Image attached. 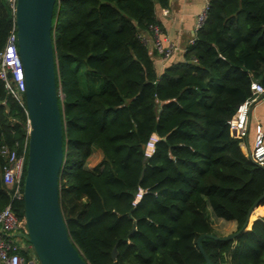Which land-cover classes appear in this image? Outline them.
Instances as JSON below:
<instances>
[{
  "label": "trees",
  "instance_id": "16d2710c",
  "mask_svg": "<svg viewBox=\"0 0 264 264\" xmlns=\"http://www.w3.org/2000/svg\"><path fill=\"white\" fill-rule=\"evenodd\" d=\"M169 3L55 4L60 205L68 233L88 264H207L197 240L215 235L208 209L235 222L237 232L259 201L235 239L201 245L211 264H264V168L228 124L252 97V82L264 86V0H210L184 61L161 72L143 38H152V25L162 29L157 7ZM14 27L10 3L0 0V53ZM27 138L25 95L16 99L0 79V212L10 207L21 220L24 200L4 183L2 149L21 153ZM94 147L102 159L87 169ZM27 161L28 150L23 187ZM33 254L21 251L27 264Z\"/></svg>",
  "mask_w": 264,
  "mask_h": 264
},
{
  "label": "water",
  "instance_id": "95a60500",
  "mask_svg": "<svg viewBox=\"0 0 264 264\" xmlns=\"http://www.w3.org/2000/svg\"><path fill=\"white\" fill-rule=\"evenodd\" d=\"M56 2L17 0L15 10L29 135L23 197L28 231L26 239L40 264H88L70 238L60 205L59 184L64 165V148L52 36ZM246 151L248 154V148ZM263 198L264 193L260 199ZM258 202L249 210L241 231L225 237L213 234L199 237L197 246L207 264L211 263L201 241L204 238L215 241L235 239L248 227ZM117 255L114 249L113 260H116Z\"/></svg>",
  "mask_w": 264,
  "mask_h": 264
},
{
  "label": "built area",
  "instance_id": "2783aa9c",
  "mask_svg": "<svg viewBox=\"0 0 264 264\" xmlns=\"http://www.w3.org/2000/svg\"><path fill=\"white\" fill-rule=\"evenodd\" d=\"M10 3L14 13L16 10L17 0H7ZM204 8L198 16L196 25V34L205 23L207 12L210 7V0H204ZM152 38H143V41L148 44L151 40L153 44L152 53L155 52L163 61H169L178 52L179 48L175 45L166 46L165 40L162 37V29L159 25L150 27ZM18 37L16 25L10 33L4 50L0 53V79L5 82L6 89L18 100L21 101L22 95L25 93L24 70L22 61L18 52L17 45ZM194 41L191 42L193 44ZM8 73L13 76V81L17 88L13 89L8 80ZM252 97L247 99L239 106L234 117L228 122L232 132L245 140L244 149L248 148L249 157L259 166L264 168V131L261 125H257V133L255 136L253 147L247 143V138L250 129L251 114L253 109L264 99V86L257 81L251 84ZM29 138V135H28ZM27 138V139H28ZM29 141V140H28ZM28 142L25 144L23 151L20 153L8 147H3L2 155L7 161V166L4 168L3 179L5 185L14 190V196L17 199H23L24 187L22 181L27 159ZM248 152V151H246ZM28 234L27 226L24 220L12 211L10 207L5 208L0 212V263L1 264H27L21 251L24 249H33L27 241ZM33 259L29 264H35L37 256L32 255ZM38 260V259H37Z\"/></svg>",
  "mask_w": 264,
  "mask_h": 264
},
{
  "label": "crops",
  "instance_id": "0c3cea01",
  "mask_svg": "<svg viewBox=\"0 0 264 264\" xmlns=\"http://www.w3.org/2000/svg\"><path fill=\"white\" fill-rule=\"evenodd\" d=\"M204 0H170L169 7L162 9L157 7V20L162 27V37L165 40L166 46L175 45L179 48V52L169 61H163L160 57H156L160 61V71L162 72L168 65L184 61V54L192 41L196 39V25L198 16L204 8ZM150 39L149 37H147ZM149 47L153 49V44L149 40ZM259 105H264V99L253 109L251 114L250 129L247 138L249 145V138L255 140L257 125L260 124L264 131V117L259 118ZM264 112V111H263ZM255 114V126L252 129L251 123ZM254 144V142H253ZM255 219V218H254ZM253 219V220H254ZM252 220V221H253Z\"/></svg>",
  "mask_w": 264,
  "mask_h": 264
},
{
  "label": "rangeland",
  "instance_id": "374dc122",
  "mask_svg": "<svg viewBox=\"0 0 264 264\" xmlns=\"http://www.w3.org/2000/svg\"><path fill=\"white\" fill-rule=\"evenodd\" d=\"M10 83H11V86L13 89H16L17 88V85L16 83L13 81V80H10ZM259 111L256 112V115H258V112L260 114V117L259 118H262L264 117V105L260 106L259 105ZM255 114L253 116V120H252V123H251V128L253 129L254 126H255ZM257 125V124H256ZM156 141V138H152L150 144L148 145L147 147V154L148 155H151L154 148H153V144L154 142ZM253 140H252V137L249 138V146L250 148L253 147ZM102 159V153L97 149V148H93V151H92V156L91 158L89 159L88 163H87V166L86 168L87 169H93ZM208 216H209V220L211 222V225L213 227V230H214V234L218 237H225V236H229V235H232L236 232L237 230V225L235 222H226V221H223L221 219H218L214 216V214L211 212L210 209H208ZM36 255V254H35ZM1 264V263H0ZM35 264H40L39 261L36 259V263Z\"/></svg>",
  "mask_w": 264,
  "mask_h": 264
}]
</instances>
